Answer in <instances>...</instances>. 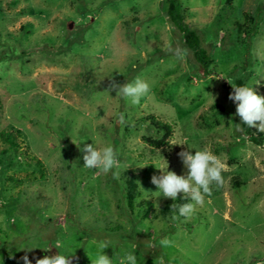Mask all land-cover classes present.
Returning <instances> with one entry per match:
<instances>
[{
  "label": "rangeland",
  "instance_id": "rangeland-1",
  "mask_svg": "<svg viewBox=\"0 0 264 264\" xmlns=\"http://www.w3.org/2000/svg\"><path fill=\"white\" fill-rule=\"evenodd\" d=\"M181 2L209 54L206 70L168 0H0V133L22 132L19 152L0 135V264H23L25 247H37L32 264L60 251L92 264L99 241L111 242L113 264H127L129 252L137 264H264V134L247 131L229 99L232 84L264 96V0ZM137 77L150 85L139 105L110 90ZM152 116L172 125L170 135ZM93 139L116 150L118 180L84 167L81 149ZM205 146L225 163L224 184L174 221L164 206L179 205L156 192L154 164L184 175L178 153ZM128 177L141 190L132 207ZM165 237L171 246H161Z\"/></svg>",
  "mask_w": 264,
  "mask_h": 264
},
{
  "label": "clouds",
  "instance_id": "clouds-1",
  "mask_svg": "<svg viewBox=\"0 0 264 264\" xmlns=\"http://www.w3.org/2000/svg\"><path fill=\"white\" fill-rule=\"evenodd\" d=\"M165 50L180 61L187 55V49L179 47L173 49L169 45ZM232 86L234 90L229 95V99L237 105L236 115L240 117L241 124L264 132V96L258 94L252 85L236 86L232 84ZM110 90L116 91L117 96L130 100L133 105H139L141 99L149 94L150 85L142 78L137 77L134 81L123 85H119L113 81L110 85ZM118 119L121 123H124L125 115L120 113ZM241 124L236 125L237 131L241 130ZM93 141V144H87L81 149L85 153L83 156L84 167L99 170L104 174L111 172L113 178L118 180L122 164L118 159L116 150L111 145L101 148L97 145L95 139ZM184 144L186 143H173L172 145ZM77 146L79 147L78 144ZM189 148L192 147L189 146ZM178 155L187 170L184 175H178L175 171H170L167 161L166 164H154L161 172L160 175H153L152 177V183L158 189L156 192L161 194L162 197L171 198L176 201L180 194L183 193V199L190 201L179 206L175 203L172 204L171 211L173 212L172 219L174 221L180 217L190 219L198 207L204 206L206 202L205 198L212 195V185L215 184L217 187L223 186L224 177L222 173L227 170L221 158L215 155L207 146L202 149H196L194 155L189 150H182ZM145 166L147 165L140 167ZM96 178L93 175L92 179L95 180ZM94 243L97 248L95 257L88 254L92 264H113L112 259L104 251L110 247L111 242L99 241ZM172 243V240L167 237L160 241L161 246L164 247H169ZM55 247L61 249L62 245L57 243ZM34 248L37 247L22 248L27 249L25 255L21 257L23 264H32L28 252ZM72 253L74 252L64 253L60 251L57 255L36 259L35 264H73V256L70 255ZM125 261L127 264H137V257L134 252L127 253Z\"/></svg>",
  "mask_w": 264,
  "mask_h": 264
},
{
  "label": "trees",
  "instance_id": "trees-1",
  "mask_svg": "<svg viewBox=\"0 0 264 264\" xmlns=\"http://www.w3.org/2000/svg\"><path fill=\"white\" fill-rule=\"evenodd\" d=\"M169 1V8H168V14L170 17L171 22L178 27L184 34L186 43L189 45L191 49L194 50L196 59L201 63V67L206 70L210 64V57L207 51L201 46L200 39L198 37V34L195 30H193L189 24L185 21V15H184V9L183 4L181 0H168ZM257 21V19H255ZM251 37V34H249V38ZM243 84H240L241 86ZM153 121L157 128L163 129L166 131V136L170 135L172 130V125L170 123H164L160 120H155L156 116H152ZM247 131H250L252 128L248 127L247 125H243ZM20 133H22L19 129L16 130H8L3 131L0 133L3 141L8 142L9 146L12 147V149L16 152L20 151V142L18 143V138L21 136ZM260 135L263 136V132H259ZM154 143H157L158 145L160 143L165 142V138L162 139H154ZM26 156H29L28 150L24 153ZM32 157V156H31ZM37 159V156H33ZM35 160V159H34ZM37 164L39 166L42 165V162L38 159ZM128 185H127V193L126 198L128 199V206L132 207L136 198L141 195V190L139 189V184L137 183L136 179L134 177H128L127 179ZM146 202L145 200L141 201L139 205H143V203ZM178 205L184 204L183 196L181 195L177 201ZM147 206L148 209L152 210L154 206V202L150 199H147ZM164 210H171V206L169 204L164 206Z\"/></svg>",
  "mask_w": 264,
  "mask_h": 264
},
{
  "label": "water",
  "instance_id": "water-1",
  "mask_svg": "<svg viewBox=\"0 0 264 264\" xmlns=\"http://www.w3.org/2000/svg\"><path fill=\"white\" fill-rule=\"evenodd\" d=\"M72 25H73V22H70V27H72Z\"/></svg>",
  "mask_w": 264,
  "mask_h": 264
}]
</instances>
